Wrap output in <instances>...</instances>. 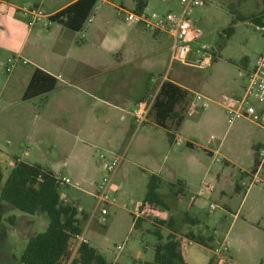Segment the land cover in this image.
Here are the masks:
<instances>
[{
    "label": "crops",
    "instance_id": "obj_1",
    "mask_svg": "<svg viewBox=\"0 0 264 264\" xmlns=\"http://www.w3.org/2000/svg\"><path fill=\"white\" fill-rule=\"evenodd\" d=\"M76 1L78 0L0 1V54L6 55V62L10 58L14 60L13 68L9 72L5 71L8 74L11 73L5 82L4 89L8 94L7 104L13 107L17 100L23 101L24 89L35 69L49 75L56 82L55 88L45 97L29 100L39 102L35 117L41 122V125L38 126L39 130L50 129V144L45 146L42 140H37L31 145L32 148H27L25 151L20 150V158L13 157V165L16 161L37 164L50 170L55 176L66 178L69 183L63 185V189L68 188L73 191L84 192L87 197L93 200L95 207L94 193L104 173V164L100 161L99 156L104 155L109 159L121 152L120 158L122 157L127 163L125 157L128 145L125 144L127 138L133 136V128L136 126L133 118L135 105L145 99H154L162 83L171 82L189 94V103L184 119L179 129L173 134L172 141L169 140L167 131L157 127L152 119L145 122L147 127L141 128L142 131L139 130L138 134L140 137L141 135L146 137V141L151 143L150 148L165 149L166 154L169 155L173 152L169 142L175 143V137L181 138V143L175 144L178 146L185 144V149H181L179 154L173 155L172 160L173 163L174 161H184L189 167L186 174L185 172L181 173L179 179L187 193L190 189L192 191V197H190L186 209H191L193 215H187L183 212L184 210L178 207V199L180 198L182 201L185 197L178 194L173 210L159 196L167 209L159 210L153 214L152 219L163 221L165 230L168 222H170L171 224L168 226L171 225V228L167 230L169 234L176 235L175 230L183 229L185 233H191L202 238L211 259H213L210 264H239L229 255L226 236L220 240L217 231L214 228L210 230L208 227V223H219L220 217L208 214L207 224L202 225L195 215L201 212L204 195L209 196L214 191V186L211 183H206V181L210 179L218 186L215 192L217 199L231 201L232 192L239 191V182L243 183V178L250 173L251 165L249 164L255 162L257 150L264 145V129L249 120L240 119L238 131L233 134L229 146V149H232L231 159L223 157V171L214 177L210 175L213 162L209 157L221 153L220 150L225 140L222 142V138L214 147L211 141L212 137L206 139V134L224 123L226 113L223 103L227 98L242 96V90L247 83V74L255 62L252 67H249L248 62H244L242 65L243 74L241 76L238 74L228 86L227 91L222 93H218L214 87L218 86V83H225V74L228 72L223 71L222 66L219 65L221 62L217 61L220 57L219 51L218 54L214 55L213 63L208 68L205 77L195 80L192 75L185 73L175 74L171 78L166 75H158L159 80L152 86L151 81H147V77L160 74L165 66L169 68L171 63H175L170 61L172 39L169 34L150 33L139 25L127 23L121 17L115 16L111 9L101 8L97 12V2L103 3L106 2L105 0H96V4L88 17L90 21L85 22L79 32L71 31L54 22L46 27H29L27 19L20 12L22 7L29 6L41 9L46 17H50ZM215 1L222 3L225 10L233 17L228 10L230 5L225 3V0H204L194 12L201 15L198 22L205 28L207 4ZM161 2L171 5L170 0H161ZM262 2L264 4V0ZM149 3L150 0H147L143 12L147 11ZM123 4L129 8L126 9L128 12H135V0H123ZM223 6L221 7L223 8ZM110 7L117 12L121 10L116 5ZM234 8L237 7L234 5ZM174 11L177 10L174 9ZM198 29L201 31L200 38L202 39L204 35L202 30ZM195 47L197 46L194 43L187 56L188 62H193L196 58ZM158 49H161L159 54L156 52ZM1 63L2 61H0ZM2 64H5V69L6 63ZM179 64L183 67L197 69L187 64ZM196 94L203 97L207 104L206 108H202L200 103L194 101ZM255 107L259 114L264 113V106L256 105ZM12 116L14 115L12 114ZM16 116L20 120H24V114L17 113ZM251 126H254L255 129ZM156 135L158 139L155 142L154 137ZM19 145V148H22V144ZM34 156L38 157L40 161H32ZM131 164L132 167L142 171L140 178H142V183H146L145 186H147L149 176H155L159 179L156 175L163 169L155 158H151L150 162L143 168L136 165L134 161ZM229 165L233 168H230ZM5 169L8 177L9 169ZM128 171L129 167L120 163L113 176L110 190L111 188L115 189V194L119 193V195L112 199L110 191L111 207L119 198L124 196L116 175ZM235 171L238 173L236 174ZM2 182L3 179H1V185ZM164 184L165 182L159 179L158 188L163 189ZM167 184L172 186L169 182ZM207 186L213 187L211 192L207 190ZM84 187L90 188V191H84ZM144 195L137 202L136 208L132 207L129 210L127 206L122 207L132 216L131 229H133V221L136 218L135 211H137ZM62 199L66 203L74 204L79 213L78 217L85 218L87 221L89 211L84 210L79 199L75 198V201L68 199V197H62ZM244 200L245 196L242 202ZM113 207L118 209L116 205ZM223 207L224 210H228L225 203H223ZM216 209L215 204L209 205V213ZM3 214V220L5 217L13 216V224L14 222L17 223L18 218L22 220L23 217H26L21 224L22 227L25 226L24 229L32 228L30 234L25 230H18L19 236L25 238L22 239L23 242L20 240L18 257L25 248L28 239L43 232L48 223L43 215H25L12 209ZM183 223L188 224V226L191 223L193 225L190 226L191 229L187 228L188 226L185 227L186 225L181 228ZM84 226L85 224L80 233H83L84 237L87 238ZM34 230L37 231L34 232ZM137 231L141 233V229ZM12 232L15 233V229ZM86 240L89 243L88 239ZM223 243L227 246L225 263L218 261L214 254V250ZM192 244L188 241L184 248ZM184 248H182V253Z\"/></svg>",
    "mask_w": 264,
    "mask_h": 264
},
{
    "label": "rangeland",
    "instance_id": "obj_2",
    "mask_svg": "<svg viewBox=\"0 0 264 264\" xmlns=\"http://www.w3.org/2000/svg\"><path fill=\"white\" fill-rule=\"evenodd\" d=\"M105 1L106 2L103 3L100 1L97 2V12H99L101 8L111 9L115 16L124 19V14L121 10L125 11L129 8L123 4V0ZM176 1L177 0H170L171 5H169L168 3L161 2V0H150L145 13L150 14L155 12L160 15L168 12L177 13L179 11V4L178 1ZM225 3L230 5L228 10L232 13L233 17L230 16L229 12L225 10V7L219 1L209 2L207 4L206 28L201 26L198 22L201 15L193 12L190 16L193 24L200 28L204 35L202 39L195 40L194 43L196 46H204L211 50L214 55H216V53L218 54L219 51L220 57L217 61L221 62L219 65L222 66L223 71H228L227 74H225V83H218V86H214L218 93L226 92L232 80H235L238 74L240 76L243 74L242 65L244 62H248L249 67H252L257 57L264 53V34L255 30L256 26H262L264 28V4L262 0H225ZM111 5L118 6L121 9L119 10L120 12L112 9V7H110ZM234 5L237 8H234ZM221 6H223V8ZM174 9L177 11H174ZM126 11L128 12V10ZM257 19L261 20L259 25L254 23ZM40 24L41 23H38L35 26H41ZM229 27L232 28V31L230 34H227V29ZM148 32L153 33L151 31ZM160 51L161 49H158V51H156L157 54H159ZM5 57L6 55L0 54V61H2V63H6ZM2 63L0 64V170L3 185L7 178V171H5V168L10 171L13 167V157L17 159L20 158V150L25 151L27 148H32L31 145L37 140H42L45 146L50 144L51 132L49 128L43 129V131L39 130L38 126L41 125V122L40 119L35 117L39 105L38 101L21 102V100H17L13 107L7 104L8 94L4 89L5 82L11 73L8 74L5 72V64L3 65ZM182 73L192 75L195 80H199L205 77L208 73V69L198 70L183 67L175 62L171 63L169 68L165 66L160 74H155L153 77L148 76L147 81L150 80L153 86L159 80L158 75H166L171 78L173 75L175 76V74ZM17 113L24 114L23 121L16 116ZM12 114L14 116H12ZM149 119H151L150 116H148L147 120ZM240 121L241 120H237L232 125H229L226 118L219 128L210 130L206 134V139H209L210 136L212 137L211 141L214 147L217 146L222 138V142L225 140L220 150L221 153L214 157H209L213 162L210 169V175L213 177L217 174L220 175L221 171H223V157L229 160L232 157V149H229V146L233 134L235 131H238V126L241 123ZM144 127H147L145 123L138 128L134 126L133 136L131 138L129 136L125 144L128 145L127 155L125 157L127 163L123 159L121 165H127L129 171L116 175V178H118L117 181L121 185V192L124 193V196L113 204V206L116 205L118 209L109 206L108 215L105 216L103 220L99 214L95 217H91V212L94 209V202L90 197H87L84 192L73 191L68 188L60 192L61 198L68 197V199L73 201H75V198L79 199L81 202L80 205L84 210L89 211L87 214V221L85 219L83 221V225L85 224L84 232L87 237L86 239H88L90 244L87 243L99 251L109 264H143L144 262H151L154 257L153 248L157 243L155 236L150 234L151 231L157 228L162 232L163 236H167L169 234L167 230L171 228V225L170 227L167 225L165 230L164 226H160L158 219H152L151 217L141 223L139 229H141L142 234L137 230L131 229L132 216L122 207L127 206L129 210H131L132 207L136 208L137 202L139 199H142L141 197L145 194L147 189V186H145L146 183H142V178H140L142 171L136 167H132L131 163L133 161L136 165L143 168L146 167L145 165L150 162L151 158H155L158 164L163 168L156 176L165 182V187L163 189L158 188L157 194L163 198V201H165L171 210L176 206L175 202L177 195L185 196L182 200L183 202L180 198L178 199V207L184 210L183 212L187 215H193L191 209H186V205L190 201V197H192V191L190 189L187 193L186 190L183 189V185L179 179L181 173L185 172L186 174L189 167L184 161H174L173 163L172 160L173 155L179 154L181 149H185V144L178 146L170 141L169 145L173 149L170 155L166 154L167 151L165 149H158L157 147L155 149L150 148L151 143L149 144L146 141V137L142 135L140 137L138 134L142 131L140 129ZM251 127L255 129L254 126ZM136 135L137 137H135ZM154 138L156 142L158 139L157 135ZM20 143L22 144V148H19ZM261 148H264V145L259 147V149ZM120 156L121 152L113 157ZM32 161L40 160L38 157L34 156ZM249 165H251L249 168L250 173L242 180L245 185L241 187V183L239 182L238 185L240 189L238 192H232L231 201L217 199L215 192L218 186L210 179L206 181V183H211L214 186V191L209 196L206 194L204 195L201 212L195 215V217L199 219L198 221H200L202 225L207 224L209 218L208 214H214V216L220 217L219 223H208V227L210 230L214 228V230L217 231L220 240L226 236L231 259L237 261L239 264H264V162L259 168L257 175L259 183L255 185H250L253 175L255 174L253 171L254 163L252 164L251 162ZM229 166L233 168L231 165ZM235 172L236 174L238 173L237 171ZM149 178L150 176L148 180ZM168 182L172 185L171 187L167 184ZM89 189L90 188L86 187L83 188L84 191H90ZM110 191L112 193V199L115 196L118 197L119 193L115 194V189L111 188ZM196 192L195 190V193ZM244 196L245 200L242 202ZM223 203L228 207V210H224ZM210 204H215L217 206V209L212 213H209ZM2 206L3 205L0 203V210L2 212L0 214V264H19L18 251L20 249L19 245L21 244L20 240L23 242L22 239L24 240L25 238L19 236L18 230H25V232H29L30 234L32 228L24 229L25 226L22 227L21 224L25 221L26 217H23L24 219L22 220L18 218V220H16L17 223L14 222L15 228L12 221V218L14 220L13 216L5 217L3 220V213L9 212L11 209ZM189 225L192 226L193 223ZM181 226V228H184V226L187 227L188 224L183 223ZM190 226L187 228L191 229ZM14 229L15 233L12 232ZM36 231L37 230H34V232ZM174 233L176 234V238L182 239H185V236L188 234L185 233L183 229L175 230ZM117 246H121V249L117 250ZM183 254L187 264H210L211 260H213L211 259L206 245H189L184 248ZM217 260L223 263L226 262V260L223 261L220 258H217ZM63 262L64 260L61 264Z\"/></svg>",
    "mask_w": 264,
    "mask_h": 264
},
{
    "label": "trees",
    "instance_id": "obj_3",
    "mask_svg": "<svg viewBox=\"0 0 264 264\" xmlns=\"http://www.w3.org/2000/svg\"><path fill=\"white\" fill-rule=\"evenodd\" d=\"M146 1L135 0V12H143ZM95 4L96 0H78L50 16L49 19L71 31L79 32ZM254 23L259 25L260 20L257 19ZM231 31L232 28L229 27L227 34H230ZM55 86L56 82L52 77L35 69L24 89L22 100L43 98ZM188 103L189 94L171 82L162 83L154 98L149 116L157 127L167 131L171 141L173 134L179 129L184 119ZM257 166L256 155L253 171ZM158 186L159 179L150 176L146 193L137 209L138 217L133 221L134 230H138L142 222L150 219L159 210L167 209L157 194ZM62 189L63 184L55 179V175L37 164L16 161L2 186L0 170V203L25 215H43L48 222L43 232L28 239L25 248L18 257L19 264H58L67 257L72 237L83 230L85 218H79L77 207L74 204L66 203L60 197ZM159 224L160 226L165 225L163 221H159ZM150 234H153L157 240L153 248L154 257L151 262L143 264H187L182 248L188 244V241L205 246L202 238L191 233L187 234L185 239L176 238L173 234L163 236L157 228ZM71 264L109 263L96 249L85 243L80 245Z\"/></svg>",
    "mask_w": 264,
    "mask_h": 264
},
{
    "label": "built area",
    "instance_id": "obj_4",
    "mask_svg": "<svg viewBox=\"0 0 264 264\" xmlns=\"http://www.w3.org/2000/svg\"><path fill=\"white\" fill-rule=\"evenodd\" d=\"M177 1L179 4V11L177 13L168 12L160 15L155 12L148 14L145 12L121 11L124 14V20L127 23L140 25L145 30L153 33H167L171 36V62L187 64L200 70L208 69L213 63L214 54L204 46L195 47L194 51L196 58L193 62L187 61V56L191 47L194 45L195 40L201 36V31L193 24L190 16L204 0ZM20 12L27 19L29 27L35 26L38 23H41V26L46 27L52 23L49 17H46L41 9L24 6L20 9ZM89 21L90 19L88 18L86 22ZM255 30L264 34V28L262 26H256ZM13 66L14 60L12 58L8 59L5 71L9 72ZM153 101L154 99H145L139 101L135 105L133 118L137 128L147 121ZM194 101L200 103L202 108H206L207 106L203 97L200 95H194ZM256 105L261 107L264 106V53L256 59L253 68L247 74V83L242 90V96L239 98H227L223 103L227 123L232 125L237 120L246 119L264 129V113L259 114L256 111ZM181 141L182 140L179 137L174 138L175 143H181ZM256 155L258 166L254 171L255 174L253 175L250 185L259 183L257 175L259 168L264 162V148L258 149ZM99 159L104 164V173L101 181L97 184L94 193L95 207L92 212V217L99 214L101 218H103L108 215V207L112 204L110 186L113 176L123 158L111 157L107 159L104 155H100ZM55 179L63 185L69 183V180L60 176H55ZM244 185V183H241V187ZM212 189V186H207L209 192H211ZM135 217H138V210L135 211ZM85 243H87V240L83 233L74 235L69 243L68 255L63 259L64 262L62 264H71L80 245ZM116 249L120 250L121 246H117ZM226 252L227 246L224 243L220 244L219 247L214 250L215 256L223 261L226 260ZM62 261L58 264H61Z\"/></svg>",
    "mask_w": 264,
    "mask_h": 264
}]
</instances>
